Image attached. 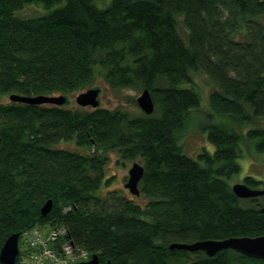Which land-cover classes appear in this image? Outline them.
I'll return each mask as SVG.
<instances>
[{
	"label": "trees",
	"instance_id": "1",
	"mask_svg": "<svg viewBox=\"0 0 264 264\" xmlns=\"http://www.w3.org/2000/svg\"><path fill=\"white\" fill-rule=\"evenodd\" d=\"M98 1L0 0V97L66 96L100 76L113 91L147 88L154 111L0 101V248L11 233L37 225L65 227L101 263L264 264L232 249L211 257L169 249L264 234L258 196L238 198L228 182L239 158L264 154V0ZM32 3L49 11L15 15ZM192 72L218 87L197 117L200 96L183 86ZM195 119L214 146L197 159L179 143ZM60 141L85 152L53 147ZM107 152L140 158L138 195L102 193L110 184ZM243 183L258 189L264 182L246 176ZM47 200L52 206L42 215Z\"/></svg>",
	"mask_w": 264,
	"mask_h": 264
},
{
	"label": "rangeland",
	"instance_id": "2",
	"mask_svg": "<svg viewBox=\"0 0 264 264\" xmlns=\"http://www.w3.org/2000/svg\"><path fill=\"white\" fill-rule=\"evenodd\" d=\"M111 0H99L98 6L104 7L110 3ZM58 6V5H55ZM54 6V7H55ZM49 9L44 8L40 4L32 3L25 5L22 9L15 12L16 16L19 17H31V16H39L44 13H47ZM264 23V17L261 18ZM178 29L180 35L185 39L186 38V29L179 22ZM243 37L242 33H238L235 38L241 39ZM192 83H185L183 86L190 87L196 90L200 96V107L197 110H194L191 114L193 117H197L200 112L208 110V93L211 90L218 89V87L214 84L211 79H208L201 72H192L191 73ZM91 87H98L100 89L99 92V105L103 108H121L123 110L128 111L131 114L140 113L142 110L136 103V97L139 95L140 91L135 90L133 88H122L120 90H111L103 79L100 76H97L95 79V83ZM90 87V88H91ZM80 93V91H74L66 94V102L61 106L66 108H82V109H91L93 107H82L75 102L76 95ZM59 95V94H55ZM0 101L7 102L9 101L8 96H1ZM97 106V107H98ZM96 108V107H94ZM195 119L192 123L185 125L182 131L184 134L180 137L179 143L182 146V152L193 158L197 159V154L205 149L209 152L214 150V146L208 141L205 133L200 132L195 127L201 119ZM264 121L261 122L263 124ZM53 147L55 148H67L78 152H85L84 148L77 146L74 142H65L60 141L55 144ZM108 162L106 164L105 175L110 179V184L107 188L102 189V193L106 190H116L119 194L131 197L132 194L124 187V183L127 180L128 169L131 167L133 162H141L140 158H136L134 160H126L121 159L117 153L115 152H107ZM257 157L249 158V157H241L238 159L240 164V171L237 174L232 175L228 182L232 185L234 183H243V178L246 176H253L256 179H259L264 182V154L263 155H255ZM258 189H264V183H261L256 187ZM136 202L143 204L145 199L141 196L133 197ZM248 199V198H247ZM257 201L264 205V194L258 196ZM244 205L250 204L249 201L243 200ZM23 237H19L18 245L19 249L23 246ZM19 253V252H18ZM89 259V258H87ZM86 259V260H87ZM84 261V260H82ZM73 263V262H71ZM16 264H20V260H16ZM48 264V263H46ZM58 264V263H55Z\"/></svg>",
	"mask_w": 264,
	"mask_h": 264
},
{
	"label": "water",
	"instance_id": "3",
	"mask_svg": "<svg viewBox=\"0 0 264 264\" xmlns=\"http://www.w3.org/2000/svg\"><path fill=\"white\" fill-rule=\"evenodd\" d=\"M98 87L87 88L78 93L75 97V102L82 107H97L99 105ZM10 101L21 102L27 104H53L60 106L66 102L64 94L59 95H22L12 93L9 95ZM136 103L145 114H151L154 111V101L151 93L147 88L140 91L136 97ZM1 143V138H0ZM143 165L138 162H133L128 169L127 180L124 187L134 195L139 194L138 184L143 176ZM232 192L238 198L247 199L257 197L264 194V189H253L244 183H234L231 186ZM52 201L47 200L41 207L42 215L48 213L51 209ZM259 212L264 213V205L259 207ZM20 232L11 233L4 240L0 248V263L1 264H16V257L19 252V237ZM169 249H183L189 253L202 251L207 256H213L218 251L224 249H232L247 257L264 259V234L258 236H230L222 239H202L192 242H173L170 243ZM68 264H110L109 261L101 263L98 255L93 253L89 259L77 261Z\"/></svg>",
	"mask_w": 264,
	"mask_h": 264
},
{
	"label": "built area",
	"instance_id": "4",
	"mask_svg": "<svg viewBox=\"0 0 264 264\" xmlns=\"http://www.w3.org/2000/svg\"><path fill=\"white\" fill-rule=\"evenodd\" d=\"M66 234L65 227L46 229L36 225L25 230L20 234L24 243L19 249L20 264H68L86 260L88 252Z\"/></svg>",
	"mask_w": 264,
	"mask_h": 264
},
{
	"label": "bare ground",
	"instance_id": "5",
	"mask_svg": "<svg viewBox=\"0 0 264 264\" xmlns=\"http://www.w3.org/2000/svg\"><path fill=\"white\" fill-rule=\"evenodd\" d=\"M88 258H90L89 255H88Z\"/></svg>",
	"mask_w": 264,
	"mask_h": 264
}]
</instances>
